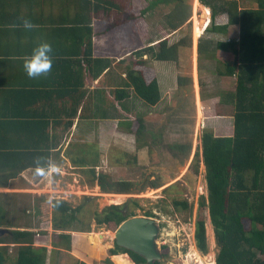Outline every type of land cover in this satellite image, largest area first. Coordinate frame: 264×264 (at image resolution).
<instances>
[{
	"label": "trees",
	"instance_id": "1",
	"mask_svg": "<svg viewBox=\"0 0 264 264\" xmlns=\"http://www.w3.org/2000/svg\"><path fill=\"white\" fill-rule=\"evenodd\" d=\"M49 1L54 4L53 7L61 5L68 9L65 13L55 12V16L34 7L32 15H21L19 20L15 18L13 24L12 32L17 34L16 39L20 42L10 44L15 46L12 48L16 50L15 56L30 55L33 48L43 42V34L44 41L52 45L53 63L46 78L28 77L20 89L15 91L10 88L0 92V188L13 187V180L25 170L36 171L40 166L47 171L49 165L62 161V148L56 147L55 141L58 135L66 139L73 119H94L97 112L100 114L98 119L108 118L104 108H97L100 112H92L89 107L91 102H95L99 108L103 106L102 101L122 106L130 99L131 93L147 106H156L161 100L156 74L147 71L144 60L126 63L123 70L125 78L117 76L114 79L112 74L115 68H121L128 59L115 63L113 58L94 55L91 24L101 23L105 26L97 32L98 36L121 25L129 28L135 15L129 11L127 0H120L121 4L115 7L111 0ZM150 1L146 9L158 4L173 6L167 16V27L171 33L177 31L189 17L183 0ZM199 1L211 11V25L207 32L228 38L214 44L209 40H200L198 54L200 56L206 51L205 55L209 58H213L215 51L228 54L230 61L220 62L217 74L220 77H235V88L227 93L225 100L233 108L232 125L205 130L201 136V157L207 188V200H202L201 206H207L214 229L218 247L216 264H264V0H254L251 8L240 7L241 0ZM72 7L76 8L73 15L69 13ZM223 14L227 17L226 24H215L214 18ZM45 17L56 20L51 22L52 30L43 32ZM25 19L35 27L29 31L20 27L19 23L23 24ZM133 21L137 22L136 18ZM36 35L39 40L35 39L34 43L33 37ZM27 36L30 40L28 44ZM131 43L136 46L132 39ZM168 43L166 38L159 41L156 47L148 46L135 51V54L138 58L148 55L155 61L177 62L179 49L191 48L192 44L190 34L173 44ZM99 77L98 83L93 84ZM191 84V78L177 79L179 87ZM44 99L48 101L43 103ZM213 104H203L204 115L213 116ZM121 123H126L127 132L133 134L134 138L132 157L128 161L137 165L148 163L151 152L149 144L144 141L142 120L132 123L118 121V125ZM84 145L72 146L80 153L92 148L91 144ZM177 148L189 152L190 144H181L174 149ZM72 153V149H69L67 155ZM97 158L98 154L91 164L98 163ZM70 159L75 165H85L87 170L82 172L85 183L98 186L101 192L126 194L133 187L131 181L113 180L110 175L96 172L95 168L88 169L86 165L90 163L85 156ZM163 183L158 178L149 182V187L158 188ZM88 200V197H84L83 203L76 208L64 200L54 199L50 202L53 211L50 225L54 231H59L55 238L49 239L53 247L51 252L58 254L62 249L75 253L81 260H76L74 264H95L94 258L73 246L78 237L72 232H90L89 224L78 218ZM173 205L180 211L190 210L186 200L173 199ZM4 210L0 205V212ZM123 213V206L109 205L101 212H95L94 220L99 226L115 228L126 219ZM128 214L134 216L132 210ZM145 216L152 217L150 213ZM22 225L26 226V230L6 229L0 233V264H47V248L35 244L37 234L27 230L30 226L28 223ZM194 239L197 248L206 253L205 223L201 216L197 217L195 223ZM10 244L17 247L13 259L8 254ZM124 253L134 264H146L141 256L115 243L113 248L100 254L98 264H114L110 256ZM52 261L50 259L48 264H54Z\"/></svg>",
	"mask_w": 264,
	"mask_h": 264
},
{
	"label": "rangeland",
	"instance_id": "2",
	"mask_svg": "<svg viewBox=\"0 0 264 264\" xmlns=\"http://www.w3.org/2000/svg\"><path fill=\"white\" fill-rule=\"evenodd\" d=\"M253 1L241 0L239 6L251 8L254 5ZM150 2V0L132 1L129 11L134 13L137 22L133 21L134 18L130 21L129 28L124 25L119 26L94 37L96 56H108L115 62L128 59L121 68H115L112 74L114 79L118 78L117 76L125 78L123 70L126 63L130 64L138 60H144L147 71L155 73L156 77L158 75L160 78L158 81L157 77L162 87L161 100L156 106L141 103L132 93L130 99L122 103V106L116 103L118 106L113 107L101 99L103 110L107 114H115L117 122L124 120L132 123L142 120L144 141L149 144L148 149L151 152V154L148 152L149 162L144 165L130 163L128 159L132 157V151L124 149L126 145L116 133L113 136L105 135L108 141L100 142V136L98 137L100 114L97 112V117L92 120L93 129L90 127L86 130L92 131L89 135L81 132V137L72 138L70 142L60 135L57 136L55 144L56 147L62 148L60 150L62 161H57L53 165L58 171L48 168L40 174L33 170L24 172L20 176L21 179L14 180L15 188L0 191V194H4L0 195V205L5 209V212H0V223L3 222L0 229L26 230L24 228L26 226L22 227V224L28 223L30 226L28 225L27 230L37 234L35 244L47 248V264V259L52 257L55 260L54 264H74L76 260H81L72 252H64V250L59 252L60 254L51 252L53 247L49 245V239L55 238L59 231H54L50 225L53 215L50 202L54 199L64 200L72 208H76L83 203L84 197H88L89 200L84 203L78 218L89 224L90 232H72L78 237L73 246L94 258L95 264L100 262V254L103 251L107 252L114 247L113 235L117 227L97 225L94 213L101 212L109 205H121L124 208L126 204V218L132 217L128 214L132 210L134 216H145L150 213L151 218L157 221L159 234L156 242L160 253L164 254L161 261L163 264H216L218 247L215 243L214 229L207 206H201V201L207 200L205 168L201 157V136L205 130L231 126L233 108L225 100L227 93L235 88V77H220L216 70L220 62L230 61L231 57L224 52L215 51L213 58H209L204 51L192 61L191 48L182 47L179 49L177 62L160 63L150 59L148 55L138 58L135 51L148 45L156 47V43L165 38H168V44H173L188 34L195 51L200 40H209L214 44L226 40L228 36L207 32L211 25L209 8L208 20L206 25L204 24L202 34L198 38L195 36V21L197 19L201 21L203 14L201 10L203 5L199 0H183L184 9L189 17L177 31L172 33L167 27V16L173 6L158 4L152 9H146ZM143 9L146 11L141 14ZM55 12L53 8L48 14L52 15ZM226 22L225 14L214 18V23L217 25ZM135 25L136 28L133 27ZM103 27L105 26L101 23L94 24L95 32L101 31ZM131 39L136 46H133ZM150 42L151 44H148ZM209 52L211 57L210 49ZM178 77L191 78L192 84L179 87ZM128 91L130 92V89ZM209 102L214 103L211 110L213 116L203 114V104ZM98 109L96 111H99ZM214 121L215 125H213ZM102 123L114 124L113 120ZM121 126H126V123H121ZM67 133L68 136L70 128L67 129ZM73 144H88V146L91 144L92 148L80 153L72 146ZM181 144H190V151L174 149ZM69 149H72V155H67ZM97 154L98 163L93 165L91 161L93 158L96 159ZM78 155L87 158L90 163L86 165L88 169L95 168L96 172L110 175V179L113 180L131 181L133 183L131 191L126 194L104 193L98 186L86 184L82 172L87 168L84 164H73L70 159ZM158 178L164 183L158 188L149 187V182ZM111 195H119L121 198L116 201ZM173 199L186 200L190 210L186 212L177 210L173 205ZM115 201L117 204L114 203ZM199 216L204 218L205 223L206 253L197 248L194 239L195 223ZM8 222L13 223L8 224ZM8 251L14 256L17 247L10 244ZM110 259L115 264H134L125 254L113 255Z\"/></svg>",
	"mask_w": 264,
	"mask_h": 264
},
{
	"label": "crops",
	"instance_id": "3",
	"mask_svg": "<svg viewBox=\"0 0 264 264\" xmlns=\"http://www.w3.org/2000/svg\"><path fill=\"white\" fill-rule=\"evenodd\" d=\"M111 1H113L112 4L114 7L117 6V4H121V3H119L120 0H111ZM127 1H128L127 7L129 9L130 6L133 4L132 3L133 0L132 1L127 0ZM53 5L51 4V2L49 0H43V1L42 0H0V48H1L0 49V92L1 93H3L4 90H9L10 88H11V90H15V91L20 89L21 86L27 81V78H28V75L24 71V67H23L24 59L26 56H23V55L15 56L16 50L12 49V48H15V46L10 45V44L15 45V44L20 43L16 39L15 35H17V34L12 32L15 18H18V20H19V17L21 15H29V14L32 15V13L34 12V10H33L34 7H38L39 10H42L46 14H48V12L50 13V11L53 8L58 13L59 12L65 13L68 9L67 7L61 6L59 4H58L59 5L58 7L57 6L53 7ZM74 8L73 7L69 8V13H72V15L76 10V8L75 9ZM18 14H20V15L17 16ZM56 15L57 14H55V16ZM2 17H4V19L8 23L6 21H4V19ZM53 20H56V19L45 17V27L42 29L43 32L53 29L51 27V22ZM19 24H20V27L24 28L22 23H19ZM94 24L95 23H93V25L91 24V27L93 29V33H92L93 42H94V37L98 36L97 32H95V30H94ZM129 26H131V25H129ZM133 27L136 28L137 26L135 25ZM6 29H8V30H6ZM102 29H104V27ZM26 30L29 31L28 29H26ZM27 31H26V34H27ZM26 38L28 40V42H26V44H28L30 40H29L28 36ZM35 39L39 40L38 35L33 37L34 43H35ZM41 39L43 42H45L43 34H41ZM21 42H23V40H21ZM148 44H151V42ZM156 44H154V45H156ZM148 46H153V45H148ZM193 49H194V44H193V47L191 44L192 61H193V59H197V57H199L198 46L196 45L195 51H193ZM94 55H95V44H94ZM100 57H108V56H100ZM117 62H119V61H117ZM157 62L161 63L162 61H157ZM46 76H47V74H42L41 76L36 77V79H42L44 77L46 78ZM157 77H158V81H159L160 78L158 75H157ZM99 80H100V77L98 79L94 80L93 84L96 85ZM158 84H159L160 91H161L162 90V87L160 85L161 83L158 82ZM90 88H92V87H90ZM47 101H48V99H44L42 102L46 103ZM109 105L114 107V105L111 103ZM116 106H118V105H115V107ZM89 107H90V110L92 112H95L97 110L95 102H92L89 105ZM102 108L103 107H100L99 109L102 110ZM105 114L107 115L108 119L107 118L106 119H98V122L100 123V124L98 123L99 124L98 137L100 136V138H99L101 140L100 142L103 143L104 141H108V139L106 137L107 136H113L116 133L117 134L116 136L118 138H120L122 140V142L126 145V147H124V149L132 151L133 146H134L133 134L127 132L126 126L123 127L120 124L118 125V122L116 121L117 119L115 118V114H113V113H111L112 115L107 114L106 111H105ZM96 117H97V115H96ZM37 119L40 121L42 120L39 118H37ZM65 120H69V118H66ZM92 120H94V119H90V120H80L77 118L73 119V125L71 127H69L70 128V134L66 137V139H68V141L70 142L72 138L77 139V138L81 137L82 136L81 132L86 133V135H89L90 133H92L91 130L86 131L90 127H92V129H93ZM112 120H113L114 124L102 123L105 121H112ZM232 120L233 119L231 116V125H232ZM215 123L216 122L214 121L213 125H215ZM228 126H230V125H228ZM213 127H215V126H213ZM81 128H82V130H81ZM105 135H106V137H105ZM102 139H105V140H102ZM139 165H140V163H139ZM28 171H30V170L23 171L22 173L19 174V176L17 178L21 179L20 176L24 172H28ZM17 178H15V179H17ZM14 180L12 182L13 187L0 188V191L1 190L6 191L8 189L15 188ZM62 251L63 250L61 249V251H59V252H62ZM59 252H58V254H60ZM8 254H9L10 258L13 259L15 257L16 253L14 254V256H12L11 252L8 251ZM111 257H113V256H111ZM47 260L49 261L50 259H47ZM51 261H52V258H51ZM52 262L55 263V260H53Z\"/></svg>",
	"mask_w": 264,
	"mask_h": 264
},
{
	"label": "water",
	"instance_id": "4",
	"mask_svg": "<svg viewBox=\"0 0 264 264\" xmlns=\"http://www.w3.org/2000/svg\"><path fill=\"white\" fill-rule=\"evenodd\" d=\"M126 209L127 204L124 207V215H126ZM5 230L0 229V233ZM158 234L159 225L155 219L146 216H132L119 224L113 240L117 246L141 256L146 264H154L163 260L156 242ZM124 254L128 256L127 253Z\"/></svg>",
	"mask_w": 264,
	"mask_h": 264
},
{
	"label": "clouds",
	"instance_id": "5",
	"mask_svg": "<svg viewBox=\"0 0 264 264\" xmlns=\"http://www.w3.org/2000/svg\"><path fill=\"white\" fill-rule=\"evenodd\" d=\"M23 26L26 29H32L35 25L32 24L30 20L25 19ZM53 48L52 45L48 42H41L37 44L30 55L26 56L24 59V71L28 77L36 78L42 74H47L51 71L53 63ZM49 168L52 171H58L55 165H49ZM44 168L37 166L36 173H43Z\"/></svg>",
	"mask_w": 264,
	"mask_h": 264
},
{
	"label": "bare ground",
	"instance_id": "6",
	"mask_svg": "<svg viewBox=\"0 0 264 264\" xmlns=\"http://www.w3.org/2000/svg\"><path fill=\"white\" fill-rule=\"evenodd\" d=\"M201 10L203 11V14L201 17L202 20L200 21L197 19L195 21V36L197 38L202 34V31L204 29V24L206 25V21L208 20V8L201 6ZM111 196H113V195H111ZM113 197L116 198L115 199L116 201L121 198V196H119V195H116V196L114 195ZM116 201L114 202L115 204H117Z\"/></svg>",
	"mask_w": 264,
	"mask_h": 264
}]
</instances>
